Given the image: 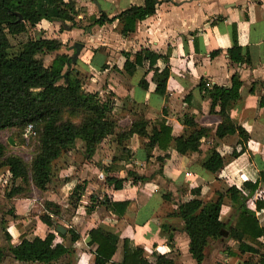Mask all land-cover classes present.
<instances>
[{
	"label": "crops",
	"instance_id": "crops-1",
	"mask_svg": "<svg viewBox=\"0 0 264 264\" xmlns=\"http://www.w3.org/2000/svg\"><path fill=\"white\" fill-rule=\"evenodd\" d=\"M73 2L76 9L74 26L60 27V21L44 19L35 25L38 27L36 37H57L61 41L57 49L43 54V63L49 65L57 53L71 55L73 44H80L72 61L78 68L77 77L84 90L96 91L101 98L111 93L109 114L114 118V131L99 141L90 156L83 151V141L75 137L73 145L55 159V173L58 174L51 176L42 189L30 181L25 186L19 177L12 182L7 166H1L0 245L7 243L2 230H6L11 244L18 243L21 237H44L47 232H52V242H65L56 233L57 224L48 226L38 217L47 200L59 204V215L65 205V214L70 217L64 226L65 233L67 227L78 233L71 244L76 264H99L95 262L96 243L87 233L95 226L117 235L115 249L104 264L120 263L124 237L141 248V255L149 264H154L156 254L171 258L174 264H196L187 249L188 237L182 219L169 213L176 202L190 197L206 200L215 190L224 191L232 185L231 180L237 183L236 187L241 186L243 180L237 177L239 172L246 173L250 181L260 172L264 174V105L259 104L260 96L264 99V0H156L154 12L137 20L134 29L125 35L118 31L116 18L101 24L94 23L93 18L101 11L111 16L128 4H142L143 0ZM233 42L240 47L241 53L247 52L248 61L229 59L226 49ZM144 48L159 56L151 66H148V59L141 56L139 64L128 73L121 65L125 52H129L128 59L134 61L135 53ZM165 62L168 75L165 91L160 94L154 91L151 76L153 67L160 69ZM233 72L237 73L240 86L239 96L231 103L229 114L232 121L248 133L243 149L234 156L230 152L240 148L237 135H215L220 120L216 112L218 105L209 111V97L197 87L200 78L208 84L229 85ZM141 78L145 87L139 84ZM182 113L192 114L194 127L201 125L208 129L207 134L200 137L198 150L180 152L170 140L165 147L153 144L146 155L143 144L147 137L133 131L122 139L129 155L121 156L116 133L127 128L133 119L140 116L146 119L147 135L162 121L170 128V136H176L187 130L181 122ZM13 130L10 127L0 129V132H6L7 140L14 143L13 136L9 135ZM0 140L4 143L2 137ZM211 149L224 158L223 165L215 171L202 165ZM108 150L110 155L106 154ZM20 157L26 162L25 157ZM103 168L118 176L131 170L144 179L127 177L119 188H111L104 184ZM62 173L67 178L60 183L57 175L62 176ZM81 181L84 189L78 203L72 206L68 194L72 186ZM261 182L246 201L259 218V225L264 224V209L255 210L254 198L258 193L264 198V183ZM12 183L19 190L8 195ZM63 185L66 188L64 197ZM196 186L198 194L190 191ZM102 196L111 201L125 200L122 213L93 200ZM230 207L231 201L224 195L219 217L232 223L234 213ZM161 223H165L167 231L172 233L168 241L167 231L161 229ZM241 240L259 251L248 249L246 244L240 249L239 241L231 237L209 238L203 249L202 263L259 264V244L248 237ZM35 263L17 260L7 250L0 259V264Z\"/></svg>",
	"mask_w": 264,
	"mask_h": 264
},
{
	"label": "trees",
	"instance_id": "trees-1",
	"mask_svg": "<svg viewBox=\"0 0 264 264\" xmlns=\"http://www.w3.org/2000/svg\"><path fill=\"white\" fill-rule=\"evenodd\" d=\"M155 4L156 0H143L142 4L130 3L111 16L101 11L93 18V22L101 24L116 18L118 31L125 35L134 29L137 20L154 12ZM75 14L73 0H0V129L13 127L22 134L24 126L31 123L34 132L29 136H35L37 142L35 153L27 163L19 155L5 154L4 144L0 140V167L7 166L12 182L14 178L19 177L25 185L30 181L42 189L52 176L54 159L73 145L75 137L83 141V151L90 156L99 141L114 131V118L109 114L112 107L111 93L101 98L96 91L84 90L77 77L78 68L72 64L71 55L57 53L49 65H44L39 54L57 49L61 45L59 38L26 35L15 44L10 41V37L23 33L27 26H35L42 19L58 20L60 27L74 26ZM226 51L232 61L249 60L247 52L241 53L235 42L227 47ZM128 53L125 52L121 64L128 73L139 64L141 56L148 59V66L153 65L159 56L152 50L144 48L136 52L134 61H131L127 57ZM167 75L166 62L160 69L153 67L151 78L154 81V91L164 93ZM139 84L146 86L143 78L139 80ZM239 86L240 79L236 72L231 74L229 85L208 84L202 78L197 82L199 91L209 97V111H213L214 105H218L216 112L220 120L214 130L215 135L217 137L231 133L237 135L236 142L240 144V148L238 151L232 150L230 152L232 156L243 149V143L248 138L247 131L235 124L229 114L231 103L239 96ZM259 104L264 105L263 96H260ZM181 122L187 126L184 134L170 136V128L159 121V126L152 127L147 135L146 119L142 116L133 119L127 128L116 133L121 156L129 155V149L123 144L122 139L133 131L147 137L143 144L146 155L153 144L165 147L170 140L173 141V147L180 152L198 150L200 137L207 134L208 129L201 125L194 127L192 114L182 113ZM223 163V156L213 149L202 161V165L210 171L219 169ZM103 170L104 184L111 188H119L127 177L144 179V176L136 175L131 170H126L124 176L110 174L107 168ZM261 181L264 183L262 172L253 181L243 180L240 187L229 185L224 191L215 190L214 195L206 200L190 197L176 202L175 208L169 213L182 219L183 229L188 237L187 249L196 264H203V249L209 238L225 237L237 239L240 249L246 244L245 247L248 249L259 251L254 246L243 244L241 239L248 237L254 240L261 248L258 263L264 264V224L259 225L254 210L246 204ZM83 189V181L72 186L68 194V201L72 206L78 203ZM17 190L19 187L12 183L7 194L16 193ZM190 191L198 194L199 188L196 186L190 188ZM224 195L231 201L230 208L232 214L234 213L232 223L219 217L220 203ZM261 197L262 195L258 193L254 198L255 210L264 209V198ZM93 200L118 214L122 213L126 204L125 200L111 201L104 196ZM59 209V204L46 200L38 217L44 224L54 227L56 225L54 218L58 215ZM160 227L167 231L165 223H161ZM225 230L226 234L223 232ZM87 233L96 243L95 262L104 264L115 249L117 235L98 226L90 228ZM2 234L7 243L0 245V259L3 251L7 250L17 260L39 264H71V244L78 237V233L72 227H67L66 233H58L65 242H52V233H48L44 237L38 235L32 238L21 237L18 243L11 244L8 242L6 230H2ZM165 236L168 241L172 233L167 231ZM257 237L261 239L257 240ZM141 252L139 246L130 244L128 238L124 237L122 259L119 264H149ZM109 264L118 263L110 261ZM154 264L174 262L171 258L156 254Z\"/></svg>",
	"mask_w": 264,
	"mask_h": 264
},
{
	"label": "rangeland",
	"instance_id": "rangeland-1",
	"mask_svg": "<svg viewBox=\"0 0 264 264\" xmlns=\"http://www.w3.org/2000/svg\"><path fill=\"white\" fill-rule=\"evenodd\" d=\"M37 32H38V27L37 26H27L26 30H24L23 33H19L15 36H12L10 37V41L15 44V42L19 39H23L26 35L28 36H34L36 37L37 36ZM52 33V32H51ZM46 52L44 53H40L39 56L42 58V61L44 62V57H43V54H45ZM9 135H12L13 138H14V143L10 140L8 141L7 138L5 137L6 136V132H0V137L3 138V141H4V153L5 154H8V153H13V154H16V155H19V156H22V157H25L26 158V162L29 163L30 161V158L31 156L35 153V150H36V146H37V142H36V137H24L22 134H20L19 132H17L16 130H13ZM110 147V145H109ZM107 155H110V150H108V153H106ZM59 156H62L61 154ZM58 156V157H59ZM77 156H80V155H77ZM55 162V159L52 163V177H54L55 174H58V173H55L57 172V168L55 167L56 163L54 164ZM60 179V183L62 182H65L67 178V175L63 174L62 173V176H59L57 175ZM57 177V178H58ZM52 182H49L48 185H51ZM27 186V185H25ZM64 186V185H63ZM65 186L64 188H62V193H63V197H64V191H65ZM264 193V192H263ZM65 205H63V209L61 210V214L57 215L55 218H54V221L55 223L58 225H62V226H66V224H68L69 220H70V217L65 214ZM259 216V215H258ZM259 219V218H258ZM259 221V220H258ZM31 220L29 221V224H31ZM66 223V224H65ZM56 232V231H55ZM48 233H52V232H47L45 233V235H47ZM58 234V232H56ZM72 248V247H71ZM73 249H72V252L70 254V263L71 264H76L75 261V257H74V254H73ZM35 264H39V263H35Z\"/></svg>",
	"mask_w": 264,
	"mask_h": 264
},
{
	"label": "built area",
	"instance_id": "built-area-1",
	"mask_svg": "<svg viewBox=\"0 0 264 264\" xmlns=\"http://www.w3.org/2000/svg\"><path fill=\"white\" fill-rule=\"evenodd\" d=\"M33 132H34V131H33V129H32V125H31V123H27V124L24 126V130H23V132H22V135H23L24 137H29V135L32 134ZM237 177H238L240 180L249 179V176H248L246 173H244V172H239L238 175H237ZM230 184H232V185H237V183H236L234 180H231V181H230ZM238 187H240V186H238ZM244 190H245V189H244Z\"/></svg>",
	"mask_w": 264,
	"mask_h": 264
},
{
	"label": "water",
	"instance_id": "water-1",
	"mask_svg": "<svg viewBox=\"0 0 264 264\" xmlns=\"http://www.w3.org/2000/svg\"><path fill=\"white\" fill-rule=\"evenodd\" d=\"M18 18H20V14H18ZM73 45H74V51H73L72 54H71V60H74V59H75L80 44H78V43H74ZM55 230H56L58 233H64V232H65V227L62 226V225H60V224H58V225H56ZM223 232H224V231H223ZM224 233H225V232H224Z\"/></svg>",
	"mask_w": 264,
	"mask_h": 264
}]
</instances>
